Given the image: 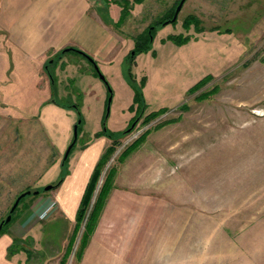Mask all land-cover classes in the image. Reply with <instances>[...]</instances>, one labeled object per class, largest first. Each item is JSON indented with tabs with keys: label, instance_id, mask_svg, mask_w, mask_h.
Instances as JSON below:
<instances>
[{
	"label": "rangeland",
	"instance_id": "374dc122",
	"mask_svg": "<svg viewBox=\"0 0 264 264\" xmlns=\"http://www.w3.org/2000/svg\"><path fill=\"white\" fill-rule=\"evenodd\" d=\"M178 2L93 0L121 50L111 72L101 70L113 92L108 114V89L87 59L60 51L42 67L32 63L42 76L17 74L0 30V221L21 192L31 191L13 219L39 195L33 191L48 193L44 187L89 142L103 141L101 155L108 150L79 223L48 210L39 214V243L31 236L15 242L31 252L28 263L47 256L78 263L87 217L112 177L110 192L135 190L142 211L156 206L165 215L159 232L174 263L152 264H264V0H185L163 25ZM144 35L150 49L131 59ZM141 82L143 108L130 109L131 84ZM62 101L82 115L66 161L78 115ZM102 124L114 139L97 136ZM138 251L134 242V264H141Z\"/></svg>",
	"mask_w": 264,
	"mask_h": 264
},
{
	"label": "crops",
	"instance_id": "0c3cea01",
	"mask_svg": "<svg viewBox=\"0 0 264 264\" xmlns=\"http://www.w3.org/2000/svg\"><path fill=\"white\" fill-rule=\"evenodd\" d=\"M93 5V0H0V30L11 50L9 57L14 60L17 74L42 76L38 69L31 67L32 63L41 62V66L65 47L84 51L101 70L110 73V66L119 58L121 50L115 33L93 10ZM102 146L100 139L86 144L60 184L48 193H39L12 220L0 234V264H60L53 256L28 263L25 251L9 254L8 248L14 238L31 236L36 243L43 239L39 214L49 206V213L54 210L68 224L76 220ZM141 202L135 190L114 187L78 263L74 264H134L131 257L134 242L139 244V263H174V255H166L164 236L159 232L165 226L164 213L156 206H147L142 211ZM51 235L52 232L46 236Z\"/></svg>",
	"mask_w": 264,
	"mask_h": 264
},
{
	"label": "trees",
	"instance_id": "16d2710c",
	"mask_svg": "<svg viewBox=\"0 0 264 264\" xmlns=\"http://www.w3.org/2000/svg\"><path fill=\"white\" fill-rule=\"evenodd\" d=\"M192 22H195L196 23V20L194 19ZM150 35H144L142 39H136L135 40V43H134V48L133 50L130 52V58L133 59L134 56L139 53V52H147L149 49H150V44H151V36L149 37ZM142 37V36H141ZM176 43H181V42H184L182 40H178V39H174ZM93 66V65H92ZM95 71V70H94ZM96 73V71H95ZM97 74V73H96ZM204 79L200 80L195 86L191 87L189 89V91H192L197 85L199 86L202 81ZM133 86V90H134V97H133V103L131 104L130 106V109H132L133 105H137V108H143V105H144V97H143V93H142V88L144 86V82H141L139 84V86H136L135 84H131ZM109 93H107V97H108ZM59 105L63 106V107H66V108H72V109H75L77 115H78V118L81 119L82 121V115H81V112L79 111V107L76 103H66L64 101H62L61 103H59ZM153 114H155V112H153ZM81 124V123H80ZM79 124V126H80ZM103 125V128L101 131H99L97 133V136L98 135H105V136H108L109 138L111 139H114L115 138V132H112L110 130H108L107 128H105L104 124ZM79 126H78V129H79ZM126 132V131H125ZM73 148V147H72ZM72 150V149H71ZM108 152V150L103 153V155H101L98 159V161L96 162L95 166H94V169L92 171V174L87 182V185H86V188L84 190V193L82 195V199L80 201V205L78 207V210H77V214H76V222L79 223L82 218L85 216L86 214V209L89 205V201H90V198H91V195H92V192L95 188V184H96V181H97V178H98V175L100 173V166L101 164L103 163L102 161H104V158H106V153ZM128 152V151H127ZM125 152V153H127ZM70 154V153H69ZM68 159V157L66 158V160ZM65 160V161H66ZM68 173V169L67 167L62 171V175L59 179V181L61 182L65 175ZM112 188V177L111 178H108L105 183L103 184L102 186V190L100 191V193L98 194L97 196V199L93 205V207L91 208L90 212H89V215L87 217V220H86V226H85V233L83 235V238L81 240V245H80V249H79V255L78 257L80 258L82 253H83V250L87 244V241L89 239V236L90 234L92 233V231L94 230L96 224H97V220L99 218V215H100V212L104 206V203H105V200L110 192V189ZM22 199V198H21ZM20 199V200H21ZM20 202V201H19ZM17 208V207H16ZM15 208V210H16ZM14 210V211H15ZM13 211V212H14ZM12 212V213H13ZM13 219V215L11 217V220L6 223L0 230V233L4 232V228L9 225V223L12 221ZM17 240H20V238H14L13 240V243L10 245V247L8 248V253L9 254H13L19 250H24L26 251V249H18L15 247L14 249V244ZM30 251L27 250V259L29 258L30 256ZM62 264V263H60Z\"/></svg>",
	"mask_w": 264,
	"mask_h": 264
},
{
	"label": "water",
	"instance_id": "95a60500",
	"mask_svg": "<svg viewBox=\"0 0 264 264\" xmlns=\"http://www.w3.org/2000/svg\"><path fill=\"white\" fill-rule=\"evenodd\" d=\"M184 2H185V0H179L178 4L175 7L173 16L170 19L164 21L162 23L163 25H165V24H167L169 22H173V21H175L177 19V16H178V14H179ZM70 50L78 52L80 55L84 56L93 65V68L96 71L99 79H101L103 81V83L106 85V87L108 89V93H109V95L107 97V102H106V114H108L109 107H110V102L112 100L113 92H112V89H111V87H110L105 75L103 74V72L99 68L98 64L94 61V59L91 56H89L87 53H85L84 51H82L80 49H77V48H74V47H65L64 49H62V52H67V51H70ZM80 123H81V119L78 118L76 123L73 125V138H72V141L69 143V145L67 146V148L65 150V153L63 155V159L64 160L68 157L72 147L76 143V140H77V137H78V126H79ZM59 184H60V181H58L55 184H48V185H46L44 187V190L47 191V190L53 189V188L57 187ZM39 192H40L39 190L33 191L34 194H39ZM29 193H31L30 190L23 191L15 198V200H14V202H13V204H12L10 210H9V213L6 215V217L4 219H2L0 221V230L6 223H8L11 220L12 212L18 206L20 199L23 198L25 195H27Z\"/></svg>",
	"mask_w": 264,
	"mask_h": 264
},
{
	"label": "built area",
	"instance_id": "2783aa9c",
	"mask_svg": "<svg viewBox=\"0 0 264 264\" xmlns=\"http://www.w3.org/2000/svg\"><path fill=\"white\" fill-rule=\"evenodd\" d=\"M53 204V203H52ZM51 206H49L46 210H44L41 214H40V217H43L45 216L46 212L49 210Z\"/></svg>",
	"mask_w": 264,
	"mask_h": 264
}]
</instances>
